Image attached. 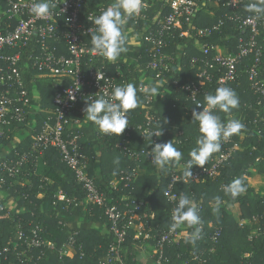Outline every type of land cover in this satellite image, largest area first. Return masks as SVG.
Returning a JSON list of instances; mask_svg holds the SVG:
<instances>
[{"label":"trees","instance_id":"1","mask_svg":"<svg viewBox=\"0 0 264 264\" xmlns=\"http://www.w3.org/2000/svg\"><path fill=\"white\" fill-rule=\"evenodd\" d=\"M222 2L223 0L220 5L210 8L212 13L200 11L194 23L195 27L211 25L219 18H224L225 13L226 16L233 14ZM254 2L256 0H242L241 7L235 14L249 13L245 7ZM1 6L4 7L2 0ZM147 14H152L150 9ZM0 20V23L5 21L1 18ZM128 24L136 30L137 25L133 19H129ZM1 26L0 24V29ZM235 26L226 17L221 32H213L200 38L199 42L209 46L226 45L230 52H235L238 37L245 33ZM259 43L263 48L259 80L264 86V27ZM179 49L182 51L177 55L179 61L172 62L169 70L161 74L158 82L154 78L156 72L145 66L149 59L145 46L141 48L142 60L139 66L134 62L122 67L125 76L130 73L129 83L137 88L138 104L128 112L129 123L137 127L152 117L151 126L158 130V125L162 123V136L153 135L152 140H173L174 145L182 152L179 162H172L164 169L157 168L152 163L151 156H148L151 152V137L143 135L138 129L131 133L125 148L121 146V135H100L94 131L96 140L88 139L81 130V124L86 121L92 127L94 125L84 116L83 109L87 101L80 102L69 115L73 127L65 136L71 138L76 133L80 134L78 143L86 157L90 175L94 177L98 190L105 195L107 202L116 204L121 213L119 226L125 231L121 248L128 264H146L143 248L151 254L162 235L169 230L172 223L171 203L164 196V192L179 164L185 167L190 159L189 153L196 146V139L200 135L199 124L192 117L193 109L200 110L188 98L189 94L183 87L196 81L199 63L192 65L191 58L205 56L195 47L189 34L180 37L175 32L166 39L164 52L176 59ZM251 63L252 58L241 60L237 66L235 81L227 86L235 90L239 98L238 108L232 109L230 113L216 110L222 122L238 119L244 124L239 134L221 140L219 151L231 149L227 161L213 176L185 177L184 168L177 172L180 178L174 182L172 191L178 195V199L180 194H184L196 203L201 231L199 238L193 243L189 241L193 228L187 224L178 227L176 233L170 236L171 242L164 244L162 264H264V188L256 190L248 182L252 174H264V95L253 88L247 78L245 70ZM212 71V82L207 85L205 93L198 96L203 103L204 96L214 94L218 88L220 72L214 69ZM119 80L123 81L122 78ZM52 81L42 79L37 82L40 108L51 105L56 88ZM143 81L146 86L158 85L156 96L139 91L138 86ZM147 96L150 97L148 103ZM40 121L41 117L36 115V122ZM31 136L32 133L27 134L19 144L8 148L14 131L5 132L0 137V164L5 159L4 148L8 157L16 152L30 151ZM117 158L119 163L115 162ZM197 167L198 165L193 166L192 173ZM137 168L145 172L136 173ZM1 176L4 180L0 184V246L14 240H31L32 229H36V236L40 240L54 242L53 248L44 249L39 260L26 264H62L63 261L79 264V256L70 259L60 254L61 246L68 240H75L77 250L81 247L85 253L82 260L89 261V256H92L91 260H95L116 240L104 208L85 200L84 190L75 180L74 173L61 161L55 148H48L41 154L33 153L14 177L7 176L0 166V178ZM121 176L123 179H120ZM239 176L245 178L246 191L232 198L225 193L224 187ZM114 177L117 182L112 184ZM61 193L62 199L59 197ZM217 198L220 200L218 211ZM230 204L239 205L240 220L259 218L260 229L252 233L245 222L239 225L240 220L227 210ZM79 219L88 222L89 226L75 225ZM216 232L219 235L216 242H213L212 237ZM19 233L23 235L19 236ZM212 247L214 250L210 251ZM201 253L200 260L193 259L195 254Z\"/></svg>","mask_w":264,"mask_h":264},{"label":"built area","instance_id":"2","mask_svg":"<svg viewBox=\"0 0 264 264\" xmlns=\"http://www.w3.org/2000/svg\"><path fill=\"white\" fill-rule=\"evenodd\" d=\"M2 2L4 7H0V18L5 21L0 23L2 25L0 137L9 130L15 133L23 128H29L32 136L30 151L16 152L11 157H8L6 150L3 151L5 159L0 164L1 170L6 172L7 176L14 177L33 153L41 154L48 148H55L61 161L74 173L75 180L84 190L85 200L104 208L116 239L108 250L97 256L95 260H91L92 256H89V261L82 260L85 253L81 247L79 250L75 248V240L63 243L60 248L61 256L70 259L79 256L81 259L79 264H128L121 248L125 236L123 227L119 226L121 213L116 204L107 202L105 195L98 190L94 177L90 175L86 157L78 143L80 134L76 133L71 138L65 136L73 127L70 113L75 111L80 102H85L89 97L110 94L115 85L128 84L130 73L125 76L122 67L134 62L140 65L142 46L148 50L149 56L145 66L156 72L154 78L155 82H158L161 74L169 70L172 62L179 61L177 55H180L181 49L176 53V59L164 52L166 39L175 32L180 37L189 34L190 39L194 40L195 47L205 56L199 59L191 58L192 65L199 63L196 81L183 87L189 94L188 98L195 104L197 102L203 104L198 96L205 93L207 85L212 82L214 76L212 69L220 72L218 87L228 86L235 81L237 66L244 58L253 59V63L245 70L247 78L252 87L264 95V86L259 80L263 54L259 36L263 31L264 19H256L251 12L235 14L236 10L239 11L242 0H223L222 5L233 14L226 16L225 13L224 18H219L211 25L195 27L198 13L200 11L212 13L210 8L220 5L221 0H143L142 11L131 18L137 25L136 30L128 24L129 20L123 29L128 50L113 62L106 60L94 50L88 31L91 27L94 30L95 27L88 18L99 15L112 3V0H49L50 14L45 17L31 14L30 8L34 0H2ZM149 9L151 15L147 14ZM226 17L235 23L236 28L245 32L238 37L236 51L230 52L226 45L200 44V38L223 30ZM121 78L123 81L119 80ZM42 79H52L56 86L51 105L46 108H40L39 105L37 82ZM145 81L139 84V91L142 86H146ZM69 90L75 95L74 101L68 98ZM149 99L150 97L147 96V103ZM197 108L202 110V106ZM36 115L41 117L38 123ZM152 119V117L148 118L145 124L137 127L128 121L129 125L120 134L122 148L129 143L131 133L136 129L143 135L159 131L151 126ZM93 128L95 132L103 135L96 125H93ZM230 151L231 149L225 152L218 151L211 155L204 166H198L193 171L191 178L213 176L227 161ZM177 172L176 169L164 192V196L171 203V220L173 208L178 200V195L172 191L174 182L180 178ZM120 179H123V176ZM3 180L1 176L0 184ZM59 197L62 199L63 194L61 193ZM243 222L240 220L239 225ZM176 230L172 231L169 228L162 235L158 245L152 249L151 263L154 261L155 264H162L164 244L171 242L170 236L174 235ZM31 232L33 236L31 240H14L0 246V264L30 263L39 260L45 248H53L54 242L40 240L36 236V229H32ZM22 235L19 233V236ZM218 235L219 232L213 235V242H216ZM213 250L212 247L210 251ZM202 254H195L193 259L200 260ZM62 264L69 263L63 261Z\"/></svg>","mask_w":264,"mask_h":264},{"label":"clouds","instance_id":"3","mask_svg":"<svg viewBox=\"0 0 264 264\" xmlns=\"http://www.w3.org/2000/svg\"><path fill=\"white\" fill-rule=\"evenodd\" d=\"M49 0H34L30 12L36 17H45L50 14ZM143 9V0H112L105 10L99 15L88 18L92 27L88 30L94 50L98 51L102 57L108 61L115 62L122 53L127 52L126 35L123 32L127 20L138 15ZM245 10L254 13L255 18L264 19V0H256L254 3L246 5ZM158 85L142 86L140 91L145 94L157 95ZM77 89V88H76ZM68 98L75 100L72 90L68 92ZM86 107L83 109L87 120L97 126L98 130L105 134L118 136L129 125L128 112L137 107V88L132 83L115 85L111 93H104L95 98L89 97ZM197 107L202 106V110L193 109L192 117L199 124L200 135L196 139V146L189 153L190 159L186 162L183 174L185 177H192L194 165L204 166L209 157L218 152L221 148V140L227 139L234 134H239L244 128V124L238 119H229L222 122L216 110L223 113H230L232 109L238 108L239 98L234 89L221 86L216 88L215 93L204 96V103L197 102ZM160 123L159 131L148 133L152 143L151 156L152 163L159 169H164L172 162H179L182 152L174 145L173 140L167 142H153L152 137H160L163 129ZM119 163V158L116 159ZM245 178L239 176L234 178L224 187L226 194L232 198L246 191ZM220 200L217 198V208L219 210ZM172 224L170 230L175 231L183 224L193 228L189 237L190 242H195L200 236V216L196 203L187 195L180 194L178 201L172 211Z\"/></svg>","mask_w":264,"mask_h":264},{"label":"crops","instance_id":"4","mask_svg":"<svg viewBox=\"0 0 264 264\" xmlns=\"http://www.w3.org/2000/svg\"><path fill=\"white\" fill-rule=\"evenodd\" d=\"M81 130L84 132V134L87 136L88 139L95 141V134H94V128L92 127V125L89 124V122H84L81 124ZM24 133L23 137H20L19 134ZM29 128H23L21 129L19 132H15L14 133V137L12 139V141L9 144V147L12 146H16L17 144H19L20 140L23 139L24 137L27 136V134H29ZM5 150V148L3 149V151ZM183 165L178 166V169H183ZM145 172V170L141 169V168H137L136 169V173H143ZM261 174H252L250 179L248 180L249 184L251 187H253L256 190H262L263 188H261V186H255V181L258 178H260ZM117 182L116 177L113 178V182L112 184H115ZM264 186V185H263ZM227 210L228 212H230L238 221L241 219L240 218V207L238 204H230L229 206H227ZM246 225L250 226L251 232L255 233L260 229V220L259 218H250V219H246L244 220ZM75 225L77 226H84L87 227L89 226L88 222H84L83 220L79 219L75 222ZM144 252H145V256H144V262H146V264H151V258H152V250H151V254L147 253L146 249L143 248Z\"/></svg>","mask_w":264,"mask_h":264},{"label":"rangeland","instance_id":"5","mask_svg":"<svg viewBox=\"0 0 264 264\" xmlns=\"http://www.w3.org/2000/svg\"><path fill=\"white\" fill-rule=\"evenodd\" d=\"M19 132V131H18ZM20 137L24 136V133L19 134ZM255 186H261V188H264V174H262L260 176V178L257 177L256 181H255Z\"/></svg>","mask_w":264,"mask_h":264}]
</instances>
